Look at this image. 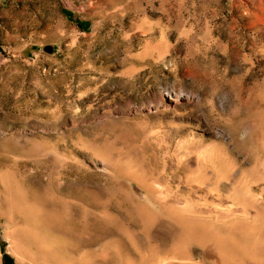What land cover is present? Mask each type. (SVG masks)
<instances>
[{
  "label": "rangeland",
  "instance_id": "rangeland-1",
  "mask_svg": "<svg viewBox=\"0 0 264 264\" xmlns=\"http://www.w3.org/2000/svg\"><path fill=\"white\" fill-rule=\"evenodd\" d=\"M0 264H264V0H0Z\"/></svg>",
  "mask_w": 264,
  "mask_h": 264
}]
</instances>
